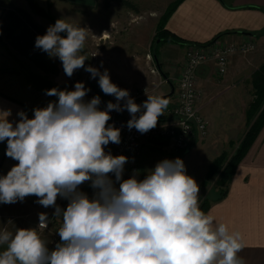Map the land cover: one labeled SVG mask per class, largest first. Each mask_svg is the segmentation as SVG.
<instances>
[{
	"label": "clouds",
	"instance_id": "9594fccd",
	"mask_svg": "<svg viewBox=\"0 0 264 264\" xmlns=\"http://www.w3.org/2000/svg\"><path fill=\"white\" fill-rule=\"evenodd\" d=\"M87 33L58 19L36 37L35 47L58 57L71 77L85 67L81 53ZM85 71L99 77L102 92L116 103L109 101L101 110L99 96L86 102L90 89L77 82L74 90H46L58 100L34 109L33 118L18 112L15 126L8 119L11 112L0 111V142L7 141L5 154L18 161L0 176V203L35 196L62 217L53 250L37 230L48 227L47 213L38 214L37 229H0V246H6L0 264H246L238 255L241 234L201 210L199 186L179 157L158 162L142 180L136 170L124 179L129 158L105 152L109 143L121 142L120 130L108 125L111 111L127 110L128 129L144 134L157 126L168 99L147 95L137 104L128 90L111 82L107 70L88 66ZM89 181L92 198L78 190ZM58 196L69 201L66 210L56 204Z\"/></svg>",
	"mask_w": 264,
	"mask_h": 264
},
{
	"label": "crops",
	"instance_id": "0c3cea01",
	"mask_svg": "<svg viewBox=\"0 0 264 264\" xmlns=\"http://www.w3.org/2000/svg\"><path fill=\"white\" fill-rule=\"evenodd\" d=\"M18 2L28 4L27 0H0V5ZM32 2L37 4L34 0ZM46 3L87 8L89 13L78 11L76 15H86L90 22L93 19L96 21L98 16L102 17L100 12L97 14L95 11L100 3L98 0H47ZM21 11L24 12L23 9ZM11 13L0 7V111H10L8 119L15 126L19 120L18 112L23 111L28 118H33L34 109L44 108L49 102L27 81V73L21 68L30 66L26 64L27 59L20 56L6 40L8 30L15 28V17ZM94 30L101 31L99 28ZM165 30L189 45H210L216 41L239 43L245 39L255 42L254 52L232 57L226 74L217 75L212 64L200 66L196 72L197 86L202 92L201 113L208 123V134L218 137L223 132H239L243 115L253 100L251 76L264 64V0H183L167 19ZM218 35L221 36L216 38ZM179 50V46L171 44L166 47L164 56H159V59L157 55L153 56L158 74L146 73L140 79L133 78L135 72L129 70L130 75L122 77V83L139 84L150 89L155 86L153 90L159 97L169 95L183 63L184 51L181 54ZM119 60L124 67H130L136 59L123 57ZM53 69L58 71L59 67L55 65L50 70ZM47 74L54 77L50 71ZM49 78L53 82L54 79ZM164 85L170 86L169 92L161 90ZM166 99L168 105L174 102V96ZM40 104L41 107L38 106ZM224 116L230 117L229 123L225 122ZM6 150L5 140L0 142V176L6 175L18 163L5 154ZM37 199L28 196L11 204V211L32 214L25 223L15 222L16 229H35L38 214L53 209L41 206ZM36 212L39 213L35 217L33 213ZM206 214L225 224L230 232L241 234L243 247L238 255L245 259L246 264H264V131L236 168L227 195L212 202Z\"/></svg>",
	"mask_w": 264,
	"mask_h": 264
},
{
	"label": "rangeland",
	"instance_id": "374dc122",
	"mask_svg": "<svg viewBox=\"0 0 264 264\" xmlns=\"http://www.w3.org/2000/svg\"><path fill=\"white\" fill-rule=\"evenodd\" d=\"M34 1L44 11L47 19L31 13L28 4H23L24 1L23 3L21 2L22 4L19 2L13 5L1 4L0 7L3 10L7 9L8 12L21 11L23 9V13L28 15L26 17L28 24H34L37 27L41 25L45 31H47L49 26L54 25L58 19H65L74 26L88 30L85 47L81 53L87 59L85 60V67L75 70L71 77H68L64 73L62 62L58 57L50 58L45 52L35 54L20 53V56L27 59L26 64H30L28 67L21 68H24L27 76H39L60 90H63V86L70 79L83 82L86 87L93 91L94 97L99 96L101 103L106 105L109 101L115 103V97L111 96L114 98L110 99L103 94L98 84L99 77L92 78L91 73L85 71L86 67L92 66L97 68L101 73L107 70L111 82L121 89H124L128 85L141 86L139 84L122 83L124 81L122 77L126 78L127 75H130L129 70L135 72L133 78H140L142 75L150 73V70H155L153 56L157 55L158 59L160 58L159 56H164L166 47L171 45L168 43L158 44L159 39H155V25L158 23L159 17L164 14L168 5L176 0H98L100 3L96 5L95 11L97 14L100 12L102 17L99 18L98 16L96 17V21L93 19L91 22L86 15H76L78 11H85V14L89 13L90 10L87 8L46 3L47 0ZM90 23H92L91 25L94 28L89 25ZM95 28H99L101 31H96L94 30ZM61 35H66V33H61ZM103 36H107V39H104ZM176 46L178 47L179 45ZM189 47L190 45L187 47L179 46L180 50L178 52L182 54L184 51L185 53ZM123 57L132 58V60L136 59L137 61L134 60L133 63H130V67H124L123 62L119 60ZM55 65L59 67V70H56L58 73L54 69L50 70ZM48 71L54 77L51 74H47ZM49 77L54 79H51L53 82L50 81ZM46 90L48 89L44 88L41 91L46 98V102L58 100L56 96L46 95ZM161 90L169 92L170 86L164 85L161 87ZM249 105L243 115V121L240 124L241 129L237 133L223 132L219 133L218 137H215L216 134L212 136L208 134L206 138L196 140L197 144L193 142L189 145L188 149L182 151L173 149L171 145L159 144L141 148L138 156L140 169L138 179H144L148 171L153 170L158 162L165 159L175 160L179 157L185 165L187 175L191 176L199 186V205L204 212L207 206L224 196L228 187V184H226L228 177L226 178L223 172L231 159L242 149L248 131L252 128L264 108L263 103L261 107L257 108L254 116L249 121L247 119ZM38 106L41 107V104ZM224 120L226 123H229L230 117L224 116ZM263 131L264 125L261 124L237 167L248 155ZM116 187H119L118 183H116ZM11 209V204L0 203V229L6 228L8 231H13L14 233L16 231L14 223H25V220L29 219L32 214L27 212L25 214L20 211L14 212ZM38 213H33V215L36 217ZM40 236L46 241L49 250H52L48 243V237ZM5 248L6 246H0L1 252Z\"/></svg>",
	"mask_w": 264,
	"mask_h": 264
},
{
	"label": "built area",
	"instance_id": "2783aa9c",
	"mask_svg": "<svg viewBox=\"0 0 264 264\" xmlns=\"http://www.w3.org/2000/svg\"><path fill=\"white\" fill-rule=\"evenodd\" d=\"M255 48L256 44L252 39H245L239 43L216 41L204 46L190 45L184 53L183 63L175 81L172 95L174 96V102L167 106L164 115L158 117L157 126L147 133L141 134L135 128L128 129L127 122L131 119V116L127 110L122 112L111 111V119L108 121V125L120 130L121 142L119 144L109 143L105 146V152H110L113 156L124 155L129 158L128 163L124 166L123 178H130L134 170L140 174L138 156L141 148L145 146L153 144L171 145L173 149L182 151L188 149L189 145L196 140L206 138L208 136V123L201 113L202 92L197 86V69L205 64H212L216 74L222 76L226 74L232 57L248 55L254 52ZM150 73L158 74L156 67L155 70H150ZM76 83L77 81L70 79L63 86V90H74ZM85 88L89 89L86 86ZM153 88L128 85L124 89L129 91L130 97L137 104H142L147 100V95L158 96ZM93 97L94 93L90 89L84 100L87 102ZM123 103L124 101H121V104ZM99 108L104 110L106 104L100 103ZM111 178L115 180L114 176ZM78 190L87 194L89 198L94 196V189L91 187L90 181L81 184ZM68 203L67 199L58 198L57 205L61 209L66 210ZM54 211V208L42 211L47 213L49 217L46 229H37L39 215L35 221V229L38 230L40 235L45 238L48 237V243L52 250L60 242L57 231L62 225V217H55L53 215Z\"/></svg>",
	"mask_w": 264,
	"mask_h": 264
},
{
	"label": "trees",
	"instance_id": "16d2710c",
	"mask_svg": "<svg viewBox=\"0 0 264 264\" xmlns=\"http://www.w3.org/2000/svg\"><path fill=\"white\" fill-rule=\"evenodd\" d=\"M183 0H176L168 5L166 8L164 14L160 17L157 26H156V33H155V39H159L158 44H175L184 47V45H189V43H186L177 37L170 34L168 31L164 29L165 23L169 16L173 13V11L176 9V7L182 2ZM28 6L30 9V12L33 14H36L40 17H44L47 19L46 14L42 9H40L32 0H27ZM251 8V7H248ZM13 16L15 17V28H10L6 34V40L10 44V46L16 50L19 53H41L42 51L40 49H37L35 47V40L36 37L39 35L46 34V31L42 27H37L34 24H28L27 22V15H25L22 11H15L12 12ZM29 20V18H28ZM221 35H218L216 38L220 37ZM209 45V44H208ZM27 81L38 91H42L44 88L51 89L56 88L54 85H52L47 80L39 77V76H30L28 75ZM251 85L253 89V95L254 99L249 105V109L247 111V119L250 121L252 117L254 116L255 112L257 111V108L261 107L264 103V64L251 76ZM59 89V88H58ZM97 91V89H96ZM98 92V91H97ZM100 93V92H99ZM264 125V108L259 115L258 119L253 124L252 128L248 131L247 136L245 137L243 147L240 149L236 155L231 159L230 163L228 164L227 168L224 170V176L227 179V183L229 186V183L235 173L236 167L240 160L243 158L245 154V150L250 146L251 140H253L255 134L260 128V125ZM228 189V187H227ZM227 189L222 198H224L227 195ZM221 198V199H222ZM209 206L206 207L204 212L206 213Z\"/></svg>",
	"mask_w": 264,
	"mask_h": 264
},
{
	"label": "water",
	"instance_id": "95a60500",
	"mask_svg": "<svg viewBox=\"0 0 264 264\" xmlns=\"http://www.w3.org/2000/svg\"><path fill=\"white\" fill-rule=\"evenodd\" d=\"M173 92H174V89L172 90V92H171L169 95H166V96H161V97H163V98H168V97H170V96H172V95H173ZM186 151H188V150H186Z\"/></svg>",
	"mask_w": 264,
	"mask_h": 264
},
{
	"label": "bare ground",
	"instance_id": "6f19581e",
	"mask_svg": "<svg viewBox=\"0 0 264 264\" xmlns=\"http://www.w3.org/2000/svg\"><path fill=\"white\" fill-rule=\"evenodd\" d=\"M104 39H107V36H103Z\"/></svg>",
	"mask_w": 264,
	"mask_h": 264
}]
</instances>
